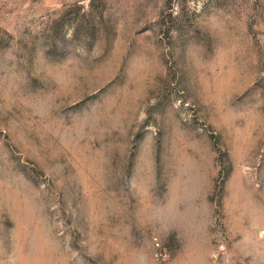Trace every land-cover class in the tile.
Returning <instances> with one entry per match:
<instances>
[{
    "label": "rangeland",
    "instance_id": "374dc122",
    "mask_svg": "<svg viewBox=\"0 0 264 264\" xmlns=\"http://www.w3.org/2000/svg\"><path fill=\"white\" fill-rule=\"evenodd\" d=\"M0 264H264V0H0Z\"/></svg>",
    "mask_w": 264,
    "mask_h": 264
},
{
    "label": "built area",
    "instance_id": "2783aa9c",
    "mask_svg": "<svg viewBox=\"0 0 264 264\" xmlns=\"http://www.w3.org/2000/svg\"><path fill=\"white\" fill-rule=\"evenodd\" d=\"M151 242H152V256L155 260L159 261H166L170 259V252L159 239L157 235H153L151 237Z\"/></svg>",
    "mask_w": 264,
    "mask_h": 264
}]
</instances>
